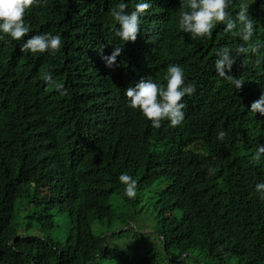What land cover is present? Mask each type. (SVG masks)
Returning a JSON list of instances; mask_svg holds the SVG:
<instances>
[{"label":"trees","instance_id":"obj_1","mask_svg":"<svg viewBox=\"0 0 264 264\" xmlns=\"http://www.w3.org/2000/svg\"><path fill=\"white\" fill-rule=\"evenodd\" d=\"M139 2L151 8L129 45L115 34L112 10L126 3L131 13ZM241 3L231 0V17ZM179 6L180 0H42L43 31L63 42L43 63L19 57L13 40L0 39V264H264V199L255 190L264 182V156L252 161L264 145V115L250 111L264 94V47L242 54L234 74L244 80L241 89L214 69L226 44H264V0L249 5L254 34L247 43L225 33L224 24L210 39H192L179 28ZM100 45L104 55L123 48L117 67H106ZM174 62L198 91L183 98L188 115L180 126L164 121L156 129L129 108L125 91ZM43 72L68 95L49 87ZM14 123L26 128L22 139L11 131ZM245 138L238 148L249 158L251 181L239 185L224 179L214 160ZM154 139L173 146L163 150L166 143L150 144ZM121 170L137 181L135 199L124 195ZM143 200L157 209L152 233L165 238L167 251L137 230L138 255L119 244L112 253L101 250L94 230L127 233L132 209Z\"/></svg>","mask_w":264,"mask_h":264},{"label":"clouds","instance_id":"obj_2","mask_svg":"<svg viewBox=\"0 0 264 264\" xmlns=\"http://www.w3.org/2000/svg\"><path fill=\"white\" fill-rule=\"evenodd\" d=\"M42 0H0V39L13 40L11 42L15 46L16 54L19 57L29 56L33 59L43 63L48 59L55 57L62 46V38L60 35H52L43 31L42 16L40 11V4ZM239 5V10L235 18L229 15L227 9L231 0H180L179 12V28L191 35L192 39L211 38L213 29L218 24H224L225 33H231L238 36L243 42L247 43L251 40L254 34V21L250 18L249 5L244 1ZM127 4L120 3L112 10V16L118 22L119 27L116 29V36L122 41L128 42L129 45L138 41L140 31V18L143 14L148 12L151 8L150 2H139L135 5V10L131 13L127 12ZM105 45H100L98 48L102 59L105 61L106 67L113 69L117 67V57L123 52L122 47H116L110 54L104 55ZM264 47V44H254L250 48L245 47L244 44L237 46L236 42L226 44L217 53L214 60V69L220 78L228 81L235 86V89H241L244 80L238 79L234 74L237 64L242 58V54L251 51L256 54L259 49ZM81 51H76L73 56L74 59L80 55ZM38 54V57L33 55ZM147 75V74H146ZM149 78H141L135 84V87H128L125 91V96L128 100L129 108L139 110L144 118L151 121L153 128L159 129L167 122L168 126L177 127L182 124L185 116L188 115L187 105L183 103V98L188 95L195 94L198 90L194 83L189 81L187 77V70L185 66L179 63H171L167 68L161 72L158 71L153 75L149 74ZM42 80L49 86L54 88L61 96H67L68 90L63 83H59L53 79L49 72L41 74ZM139 77L135 78L138 80ZM222 107L220 108L221 111ZM251 112L260 113L264 115V94L260 99L253 102L251 105ZM220 113V112H219ZM15 124V125H14ZM14 128L11 131L18 138L26 136V128L20 124L14 123ZM227 133L221 130L217 134V138L223 141ZM165 142L166 146L161 148L163 150H170L173 146L171 141L165 139H154L150 144L159 145L157 142ZM246 138L239 141L237 144L230 145L219 158H215L219 168L223 170V178L226 180H233L236 184L244 185L251 181V164L249 158L244 155V152L239 150L238 146L246 142ZM160 149V148H159ZM160 149V150H161ZM162 151V150H161ZM264 156V145H260L252 157V161L259 163L261 157ZM130 170H121L119 180L125 185L124 195L129 199H135L137 196V181L132 178ZM209 174H214V169L209 168ZM157 183V182H155ZM140 184V183H139ZM140 191L142 184L138 185ZM255 190L261 194L260 198L264 199V182L257 183ZM145 194V190L143 188ZM141 193V192H140ZM142 203H145L144 200ZM140 203V204H142ZM139 205V204H138ZM137 206V205H136ZM215 222L216 219L209 211H205ZM224 213V212H223ZM131 228L130 225L124 229ZM143 232L145 229H140ZM129 230V229H128ZM138 231V230H137ZM143 233H151L145 230ZM119 229H111L108 233L100 234L102 238L101 250L108 248L112 253L119 244L122 250L126 249L135 254L141 253L138 249L132 246L133 240L129 239L128 232L123 235ZM157 236V235H156ZM124 238L129 240L127 246H123L115 239ZM110 239L115 242L109 244ZM159 243L155 242L162 250L165 249V238L157 237ZM124 240V243H125ZM155 240V241H154ZM165 251H167L165 249ZM188 253L185 254L187 256Z\"/></svg>","mask_w":264,"mask_h":264},{"label":"rangeland","instance_id":"obj_3","mask_svg":"<svg viewBox=\"0 0 264 264\" xmlns=\"http://www.w3.org/2000/svg\"><path fill=\"white\" fill-rule=\"evenodd\" d=\"M248 3L252 2L253 0H244ZM157 183H155L153 185V194L154 192L156 191V188H157ZM153 203H142V204H139L137 206H135L132 210L133 212H131L130 216H129V219L126 223V227L128 225L131 226V228L128 230V235H129V239L130 240H133L134 239V234H133V230H138V231H141L139 230L136 225L140 228V229H145L147 230L148 232H153L154 231V225H155V221H156V215H157V209L155 210ZM63 226V230H65V236L67 237V232L70 228V225L68 224V222H62L60 223V227ZM111 230V228H108L106 227L104 230H101V229H98V231L94 230L97 234H102L105 232L108 233V231ZM145 230H143V232H146ZM147 233L145 234L147 239H155L154 241L155 242H158L159 243V239L157 240V236L154 235V233ZM39 234H42V233H39ZM42 235H45V234H42ZM142 239L144 238V236H141V234L139 235ZM117 242H119L120 244H122L124 247L127 246L125 243H124V238H118V239H115ZM113 242L111 239L109 241V244L112 245ZM113 259H116V257H114Z\"/></svg>","mask_w":264,"mask_h":264}]
</instances>
